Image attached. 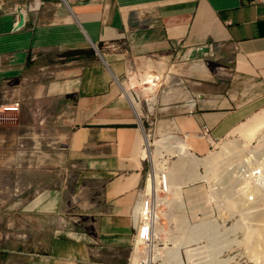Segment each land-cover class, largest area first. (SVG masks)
<instances>
[{"label":"crops","instance_id":"obj_1","mask_svg":"<svg viewBox=\"0 0 264 264\" xmlns=\"http://www.w3.org/2000/svg\"><path fill=\"white\" fill-rule=\"evenodd\" d=\"M89 49L95 57L66 60ZM27 99L60 104L57 143L73 178L36 190L42 251H12L2 217L0 264L12 252L24 264H127L147 172L142 123L200 154L205 128L224 138L264 106V3L0 0V101Z\"/></svg>","mask_w":264,"mask_h":264},{"label":"rangeland","instance_id":"obj_2","mask_svg":"<svg viewBox=\"0 0 264 264\" xmlns=\"http://www.w3.org/2000/svg\"><path fill=\"white\" fill-rule=\"evenodd\" d=\"M25 102L27 105L21 102L14 108L3 107L0 101V229H2L4 216L5 229L6 225H10L12 251L22 246L30 253H38L42 251L38 245L39 220L38 213L31 204L36 190L42 192L57 185L61 186L66 179L73 177L65 175L66 172L62 169L61 144L57 143L63 131L56 114L60 104L35 99H27ZM262 113H264V106L239 124L228 136L213 140L211 145L204 142L206 146L200 154L191 149L199 158H205L211 153L221 151L227 143H234V149L229 151L232 154L223 155L224 158L219 159L221 162L218 160L216 165H212L215 169L211 170L205 165L199 166L198 172L200 175H206L204 178L186 179V182L177 184L181 187V197L187 217L197 221L202 220L200 222L209 221L204 217L216 219L212 222V227L215 225L218 246L228 244V248H222V251L216 254L220 261L227 260L222 264H254L247 258L245 245L240 243L244 237L242 226L244 227L248 218H243L242 221L239 218L244 217L241 210L247 211L249 206L244 204L240 206L237 203L240 202L244 189L250 188V185L258 188L259 192H264V168L255 169L261 165L258 162L264 165V127L249 141L245 140L238 129L243 123ZM142 124L152 144L151 149L156 153H154V161L152 157H147L146 169L154 165L158 170L164 161L167 162L169 170L179 165L182 159L175 149L169 144H160L164 141L161 138L167 135L156 136L153 132L149 133V125L146 122ZM242 144L246 146L240 148ZM234 151H237L236 154ZM253 196L251 195L250 198ZM169 199L174 198L171 195ZM160 211L163 220L169 218L168 204L160 208ZM198 217L201 218L198 219ZM243 221L246 223L244 224ZM237 223L241 224L236 225ZM170 228H172V221ZM232 229L235 231L233 232ZM19 242L24 243L25 246L18 245ZM121 254L124 255V251ZM11 259L12 264H24V261L13 252Z\"/></svg>","mask_w":264,"mask_h":264},{"label":"bare ground","instance_id":"obj_3","mask_svg":"<svg viewBox=\"0 0 264 264\" xmlns=\"http://www.w3.org/2000/svg\"><path fill=\"white\" fill-rule=\"evenodd\" d=\"M263 127H264V113L256 116L254 119L248 121L247 123H243V125L238 129V131L241 135L244 136L245 140L249 141V139L252 140V137ZM161 139L164 141L160 142V144L164 143V144L171 145V147H173L175 151L177 152V155L182 159L179 165H177L174 169L169 170L170 171V185H171V190H172V196L174 199L167 201V204L170 206V213L168 217L171 220L174 219L178 221V224L182 225V229L180 230L179 235L175 238H171L170 243L174 247V255L171 254V257L176 258L175 264H180V261L182 258L181 249L185 246L186 253H189L192 251L191 248H188L191 242L196 241L198 239H205L208 242V246H207L208 255L207 256L211 264H222L224 263V261H227V260H223V262L220 261V259H217L216 254L222 251V248H228V244L218 246L216 229L214 230L215 225L214 227H212L213 224L210 221L200 222L196 224L194 228L188 226L187 215H186L184 203L181 197V187L178 186L177 184H182L183 182H186L185 181L186 179L189 180L193 178L194 180L197 178H202V177L204 178L206 175L205 176L200 175V173L198 172L199 166L205 165L211 170L215 169L213 168L214 166L212 165H216L215 163L219 159H221L223 155H226V153H229V151L234 147V143L229 142L226 145L224 144L225 146L221 148V151L211 153L208 157H205V158H199L196 155V153L191 151L192 149L191 144L189 143V141L186 140V138H182L178 135H172V136L169 135ZM142 140H144V145H143L144 147L142 149L143 156L152 157V160H153L156 153L154 152V150L151 149L152 144L148 140L147 136H145V138ZM245 146L246 144L244 145L242 144L240 148H243ZM229 154H232V153H229ZM221 160L219 161L221 162ZM258 164H261V165L256 168L254 167L256 170L257 168L259 169L261 167H262L261 169L264 168V165L262 163L258 162ZM251 170L253 171V169ZM157 174H158V170L156 169L155 177H157ZM259 175L263 176V174H259ZM250 186H249L250 188H246V190L244 189V191L241 194L242 196L240 197V202L237 203L240 206L242 204L249 206V209L247 208L248 209L247 211L241 210L242 213L236 210L237 212H240L241 214L244 215V217L239 218V220L246 218V217L248 218V219L246 218L248 220L247 223L245 222L246 224L243 221V223L245 224L244 227L241 225L242 228L244 229V234H243L244 237H243V240L240 241V243H242V245H245L246 250H247L246 253L248 255L247 258L250 261H252L254 264H264V192H259L258 188L254 187V185L253 186L250 185ZM152 190L154 192L153 195L156 196V192L158 191V189L154 183V178L152 179ZM251 195H254L255 197L253 196V198H250ZM241 208H243V206ZM156 214L158 218V212ZM200 218L201 217H198V219ZM240 224L241 223L239 224L237 223L236 225H240ZM235 228L237 229V226ZM238 228L240 230V227ZM241 232L243 231L241 230Z\"/></svg>","mask_w":264,"mask_h":264},{"label":"built area","instance_id":"obj_4","mask_svg":"<svg viewBox=\"0 0 264 264\" xmlns=\"http://www.w3.org/2000/svg\"><path fill=\"white\" fill-rule=\"evenodd\" d=\"M84 1V0H82ZM90 1V0H89ZM264 3V0H256ZM14 13L20 17H24L27 10L20 4L13 7ZM17 15V17H19ZM21 25L20 22H18ZM184 138V137H182ZM199 138L212 142L215 139L211 136V130L205 128L199 135ZM144 147V146H143ZM147 157H144L146 162ZM156 176L155 166L151 165L147 169L145 182L140 188L138 200L131 210V218L133 222V234L130 243V251L127 264H175L174 247L170 243L171 238L179 235L182 225L178 221L167 218L165 220L160 216V208L165 207L172 195L170 185V171L167 162H163L158 168ZM158 189L156 196L152 190V179ZM158 212V218L157 213ZM210 222H215L214 217H204ZM203 219V220H204ZM172 221V228L170 222ZM202 220H194L187 217L189 227H195ZM208 242L205 239H198L191 242L188 248L192 249V253H186L185 246L181 249L182 258L180 264H211L208 259Z\"/></svg>","mask_w":264,"mask_h":264},{"label":"trees","instance_id":"obj_5","mask_svg":"<svg viewBox=\"0 0 264 264\" xmlns=\"http://www.w3.org/2000/svg\"><path fill=\"white\" fill-rule=\"evenodd\" d=\"M66 60H72V59H77V57L79 56V58L81 57H95L96 53L93 49H89V50H74L71 52H67L66 54Z\"/></svg>","mask_w":264,"mask_h":264},{"label":"water","instance_id":"obj_6","mask_svg":"<svg viewBox=\"0 0 264 264\" xmlns=\"http://www.w3.org/2000/svg\"><path fill=\"white\" fill-rule=\"evenodd\" d=\"M96 51H97V53L101 56V54H100V52H99V50H98V48H96ZM142 128L144 129V126H143V124H142Z\"/></svg>","mask_w":264,"mask_h":264},{"label":"clouds","instance_id":"obj_7","mask_svg":"<svg viewBox=\"0 0 264 264\" xmlns=\"http://www.w3.org/2000/svg\"><path fill=\"white\" fill-rule=\"evenodd\" d=\"M66 1V0H65Z\"/></svg>","mask_w":264,"mask_h":264}]
</instances>
